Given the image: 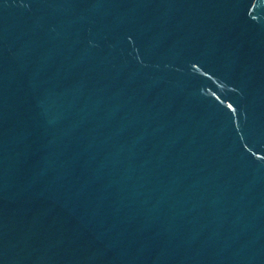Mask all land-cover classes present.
Wrapping results in <instances>:
<instances>
[{"label": "water", "instance_id": "95a60500", "mask_svg": "<svg viewBox=\"0 0 264 264\" xmlns=\"http://www.w3.org/2000/svg\"><path fill=\"white\" fill-rule=\"evenodd\" d=\"M0 264H264V0H0Z\"/></svg>", "mask_w": 264, "mask_h": 264}]
</instances>
